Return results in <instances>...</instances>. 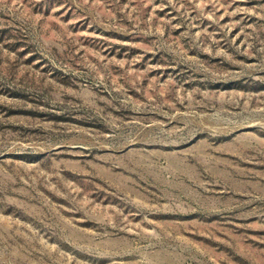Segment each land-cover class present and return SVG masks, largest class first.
Returning a JSON list of instances; mask_svg holds the SVG:
<instances>
[{
    "label": "rangeland",
    "instance_id": "374dc122",
    "mask_svg": "<svg viewBox=\"0 0 264 264\" xmlns=\"http://www.w3.org/2000/svg\"><path fill=\"white\" fill-rule=\"evenodd\" d=\"M0 264H264V0H0Z\"/></svg>",
    "mask_w": 264,
    "mask_h": 264
}]
</instances>
